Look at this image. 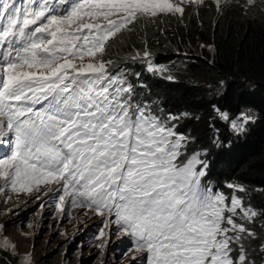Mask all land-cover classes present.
<instances>
[{"label":"snow or ice","instance_id":"obj_1","mask_svg":"<svg viewBox=\"0 0 264 264\" xmlns=\"http://www.w3.org/2000/svg\"><path fill=\"white\" fill-rule=\"evenodd\" d=\"M231 7L264 14V0H0V197L52 192L60 213L88 209L101 218L95 238L123 234L138 264H256L264 212L239 195L242 184L227 194L204 183L207 149L189 154L193 138L177 130L187 114L141 99L129 65L175 82L171 70L146 43L122 64L111 58L146 22ZM220 118L236 135L257 119Z\"/></svg>","mask_w":264,"mask_h":264},{"label":"trees","instance_id":"obj_2","mask_svg":"<svg viewBox=\"0 0 264 264\" xmlns=\"http://www.w3.org/2000/svg\"><path fill=\"white\" fill-rule=\"evenodd\" d=\"M145 43L153 62L170 69L175 82L148 73L140 64L129 65L132 73H141L139 83L145 87L137 89L140 98L165 113H186L177 130L193 138L190 152L207 149L205 181L227 194L232 191L228 183L242 184L247 194H238L264 212V14L231 7L222 15L213 8L186 13L183 20L161 17L126 35L111 50V58L122 64ZM132 73L129 79L137 83ZM220 112L238 124L239 116L247 113L257 119L243 135H236ZM261 224L264 220L258 219L255 229L264 236ZM252 248L256 264H264L258 245ZM0 264H15V259L3 252Z\"/></svg>","mask_w":264,"mask_h":264},{"label":"rangeland","instance_id":"obj_3","mask_svg":"<svg viewBox=\"0 0 264 264\" xmlns=\"http://www.w3.org/2000/svg\"><path fill=\"white\" fill-rule=\"evenodd\" d=\"M45 187L55 190L56 185L41 186ZM9 195L12 199L7 203L0 197V242L5 238L10 242L8 250L0 249V255L9 252L15 264H24L25 258L31 264H138L141 259L135 249L120 246L126 239L123 234L95 238L101 218L90 210L66 208L60 213L52 192L39 199L35 191ZM105 241V248L98 247Z\"/></svg>","mask_w":264,"mask_h":264},{"label":"clouds","instance_id":"obj_4","mask_svg":"<svg viewBox=\"0 0 264 264\" xmlns=\"http://www.w3.org/2000/svg\"><path fill=\"white\" fill-rule=\"evenodd\" d=\"M189 154H191V152L189 151ZM211 185V184H210Z\"/></svg>","mask_w":264,"mask_h":264}]
</instances>
